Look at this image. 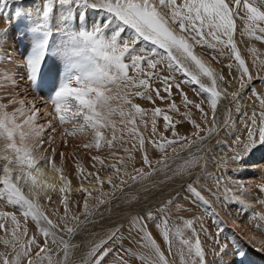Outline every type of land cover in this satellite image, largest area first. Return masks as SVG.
Wrapping results in <instances>:
<instances>
[{
  "label": "snow or ice",
  "instance_id": "1",
  "mask_svg": "<svg viewBox=\"0 0 264 264\" xmlns=\"http://www.w3.org/2000/svg\"><path fill=\"white\" fill-rule=\"evenodd\" d=\"M3 3L5 0H0V4ZM86 9L95 11L97 15L89 16L84 11ZM15 17L19 25L15 33L9 31L12 27L10 21L9 27L0 29V57L9 63L17 60L11 51H5L9 40L19 37L17 42H24L26 46L25 53L19 55L17 71L11 77L14 87L19 88L20 84L27 83L30 88H38L45 93L44 96L48 97L56 114L52 119L58 120L67 134L75 135L85 131L90 134L91 142L84 147L94 146L99 151L105 146L113 149L120 142L121 149L128 155L119 156L117 152L110 151L109 155L117 161L110 165H105L104 159L99 155L91 157L93 167L98 162L102 167L113 170L114 176H108L106 180L100 178L99 172H86L78 163L76 167L81 176H94L101 185L96 189L97 196L94 197L97 202L90 205L88 197L92 193L88 189H81L86 197L83 215L72 213L65 197L61 200L64 214L61 216L58 210H54L59 221L54 223L41 209L38 201L41 198L51 200L47 195L49 191L59 190L63 193L66 189H57L55 184L41 179L44 173L39 165L41 162L47 165L50 158L46 155L37 156L36 153L45 144L42 134L47 130L55 131V126L52 120L45 125L37 123L39 108L34 101L28 105L24 99L10 98L6 103H0V198H5L12 206L22 209L25 221L30 217L39 226L44 238L43 244L37 241L35 235L24 240L27 227L21 225L16 215L3 213L2 215L11 217L14 226L11 238L2 240L5 246H11L12 252L0 254V264H75L74 250L79 246L71 244V239L66 241L65 234L70 238L75 237L91 222L89 217L98 212L100 206L120 199L115 196L117 188L122 196H127L123 206L125 215L114 223L103 240L91 245L81 258V264H104L113 254L115 258L112 264H133L134 259H138L141 264H209L199 234L196 235L194 244L191 240L184 239L182 247L173 251V232L180 233L181 227L195 231L193 219L183 220L177 216L178 220H182V225L169 223L173 207L177 212L184 211L176 203L180 198L179 193L174 199L162 201L156 206L150 203L140 206V197L135 192L128 194L136 184L160 173L162 167L165 179L171 178L169 172L181 177L187 172L193 182H187L183 187L189 193L191 202L202 204L210 212L214 225H217L216 235L208 234L216 245L211 249L214 257L211 264H217V260L221 264H245L246 251L239 241L255 247L242 237L232 243L231 247L228 243L220 242L219 236L225 231L226 224L219 219L211 202L195 186L199 179L211 178L193 174L192 167L198 166L199 160L194 159L191 163L185 161L188 166L178 173L168 166V162L177 155V148L173 145L178 144L179 151L190 152L197 143H203L205 137L201 132L211 134L218 128L225 130L227 138L236 145L229 159L235 161L240 168L233 171L242 170L246 166L245 157L264 148V108H261L259 121L255 111L249 116L240 107L236 108L235 119L229 108L226 110L227 117L218 121V103L229 93L226 89H218L217 80L225 78L217 76L195 52L196 46L205 44L213 49L218 46L230 49L240 70L239 89L230 94L232 102L238 104L243 92L250 87L253 77L234 40L235 20L237 17L244 20L249 34H253L256 29L264 33V27L260 26V22H264V10L254 6L249 0H180L179 3L178 0H41L40 5L33 8H18ZM128 29L132 30L131 35L128 34ZM260 39L264 40V36ZM145 42L151 47H142ZM165 60L168 70L181 73L186 81L197 86L201 95L209 99L211 119L202 104L194 103L188 98L180 83L169 82L174 77L164 76L163 91L167 96H160L159 88L155 89L156 96L161 100L169 99L175 87L185 108L191 105L201 113L205 127L202 128L201 124L191 120L196 128V132L192 134L195 139L180 136L175 130L176 124L172 116L164 109L154 107L151 132L158 139L150 142L161 155L156 166H153L146 150V139L139 134L136 126L137 117L143 120L147 112L140 104L135 103V99L144 98L155 104L148 92L151 90L152 78L160 76L156 71L158 66L164 64ZM193 66L198 71H193ZM201 75L210 78V86H205L200 79ZM4 80L7 82L6 77ZM259 98L264 105V96ZM43 102L42 99L41 103ZM17 104L20 107H16ZM168 107L179 114L180 109L175 101ZM9 108L12 110L9 111ZM44 115L52 116V113L46 112ZM184 115L188 119L187 112ZM117 116L118 123L115 119ZM158 116L163 117L165 131H172L171 138L158 133L155 119ZM241 120L243 129L238 135L232 127ZM68 124H71V128H68ZM118 126L122 132L127 130L138 140V145L134 144L133 147L142 152V164L147 166L148 171L143 167L133 166L132 173H128V163L135 158L131 155V149L123 148V135H116ZM106 132H111V139L105 135ZM233 137L235 138L232 139ZM52 142L53 138L49 137L48 143ZM169 148L172 149L173 156H169ZM51 166L60 171L54 163ZM221 179L222 177H216L217 187ZM116 180H119V184ZM61 181L66 185L70 183L64 176ZM104 184L111 188V193L103 191ZM24 186H27L28 195H25ZM236 186L244 188L243 184ZM258 187L264 191V184ZM204 190L212 191L211 188ZM225 192H231V189L226 188ZM105 196H109V199L105 200ZM224 199L236 204L238 211L245 208L243 202L235 197L229 200L225 196ZM258 203L264 206V200H259ZM3 227L0 224V228ZM153 227L167 244V256L153 235ZM253 227L264 235V225L254 223ZM201 230L207 231L203 224ZM125 240L134 247H125ZM49 241L58 246L60 255L56 259H53L55 250ZM142 249L147 250V256ZM255 249L264 253V247ZM225 256L229 257L226 261Z\"/></svg>",
  "mask_w": 264,
  "mask_h": 264
},
{
  "label": "rangeland",
  "instance_id": "2",
  "mask_svg": "<svg viewBox=\"0 0 264 264\" xmlns=\"http://www.w3.org/2000/svg\"><path fill=\"white\" fill-rule=\"evenodd\" d=\"M249 1L252 4L255 2L254 0H253L254 2H251V0H249ZM179 2H180V0H178V3ZM40 3H41V0H5V3L0 4V29L9 27V21H10L12 24V27L9 28V31L11 33H15L16 28L19 27V25L17 24V20L15 17L16 11L14 12V10H17L18 8L30 9V8H33V6L40 5ZM256 3H258V5L255 3L253 5L254 6L257 5V7H261V10H264V5H263L264 0H256ZM13 8H15V9H13ZM9 9H11V10H9ZM84 11L89 16H96L97 15V13L93 10H87L86 9ZM242 13L243 12H241V15H243ZM235 25H236V30L234 32L235 43L237 45V48H238L242 58L246 62V66L248 67L249 72L251 73V75L253 77L252 81L250 82V87L243 92L242 96L239 99L238 104L232 102V97L230 94L232 92H236L239 89L240 70L237 66V62L234 60L233 55L230 52V49L223 47V46H218L217 48L213 49V48L208 47L205 44L203 46H200V45L196 46L195 52L198 56L201 57V59L208 66L211 67V69L217 74V76L222 75L225 78L224 80H219V79L217 80L218 89L219 90H225L226 89L227 92L229 93V95L226 98H222L220 100V102L218 103L217 112H216L217 120L219 121V120L226 118L228 115L226 110L229 108L231 109V115H232L233 119H235V117L237 115L236 108L240 107L242 109V111L248 113L249 116H251L252 113L255 111L257 120L259 121L261 108H264V105L261 104L260 98H259L260 96H264V53L262 51H260L262 49L259 50L260 46L261 47L264 46V40L260 39L261 36H264V33H260L259 30L256 29L253 32V34H249V30L246 28L245 21L240 19L239 17L236 18ZM260 26L264 27V22H260ZM127 32L129 35L132 34V30H130V29H128ZM245 35H246V37H245ZM18 39H19V37H16L15 39H10L9 44L5 49V51H11L13 55L16 54L15 56L17 57V60H14L15 62L12 61L11 63H9L5 58L0 57V65H3L2 67H0V73L2 74V75L0 74V103H4V102L6 103L7 100L10 98L16 99V96H17V97H19L18 99H24L25 101L28 102V105H30L31 103L29 100H31V98H32V100L35 99L34 100L35 105L37 108H39V114L37 116V123H39L41 125H45V124H47V122L49 120H52L53 123H55V125H54L55 131L47 130L42 134V137H43V140L45 141V144L40 149V151L38 153H36V155L39 156V155H42V151L46 150V148H48V149L51 148V145L54 144V142L56 144H57V142H59V140L62 138L61 136H59L61 134V128L59 126L57 127L58 120L52 119V117L56 115V114H54L55 113L54 107L51 105V102L49 103V99H47L44 96L43 92H40V93H42L41 95H43V96L40 98L38 97L39 98L38 99L36 97L40 95L39 92H38L37 96L32 95L30 92H33V88H30L27 85V83H22V84H20V86L22 85L21 87L19 86V88H16L14 86H11L13 83L10 84L8 80H7V82H5V80H4L5 77L7 79H10L8 74H6V73L9 71V75H11L9 68H12L13 65L16 67V64H17L18 59H19V55L25 53V51H26V46H25L24 42H17ZM252 42L258 43L259 46H256L257 44L255 45ZM245 43H247V44H245ZM261 43H263V46L261 45ZM254 45L256 48L254 47ZM141 46L145 47V48L151 47V45H148L147 42L143 43ZM257 50H259V52H257ZM263 51H264V49H263ZM166 63H167V61L165 60L164 64H161L160 66H158L156 71L158 73H160V76H159V78H157V77L152 78L151 90L148 92V95H150L152 97V100H154L155 104H157V105H154L150 100L143 98V100L141 101V102H143V105L141 104V107L146 109L147 114L145 115L146 117L144 116V120L142 121V125H139V123L136 124V126L138 128V132L141 133V135L143 134V136L146 139V150H147L149 158L152 160L153 166H156V161L160 158L161 153L150 142L151 140L158 139V136H153L152 132H151L153 117L150 113V112H152L150 110L152 107L148 108L149 105L150 106L154 105V107H159L161 109H164L168 113V115L172 116L173 121L176 124L175 130H176V132L179 133L180 136H188V137H191L192 139H195V137H193L192 134L194 132H196V128L191 123V120H195L197 123L201 124L202 128L205 127V125L202 123L201 113L196 108L192 107L191 105H189L186 109L184 104L182 103V97L178 93V91L175 87H173L172 95L169 99L161 100L156 96L155 89H157V88L161 89L160 96H167V93H165L163 91V88L165 87L164 80H163L164 76L174 77V79L170 80L169 82L173 83V84L180 83L181 88H183V90L188 94V98L190 100H192L194 103L202 104L204 111L209 113V119H211V108H210L209 99L205 95H201L200 91L197 89V86L191 84V82L186 81L181 73L168 70L166 68ZM229 65H232V67H228ZM5 68H7L8 71ZM193 71H198V70H196L195 67L193 66ZM130 74H132L131 70H130ZM234 77L236 79H233ZM200 79L203 83H205L206 87L211 85L210 78L204 77L203 75H201ZM245 79H246V77H245ZM231 85H233V86H231ZM23 86L26 88V90H27L26 92H25V90H22V89L19 90ZM253 89L255 90V92H253ZM9 93H11V95H9ZM29 93L31 96L27 95ZM257 94H259V96ZM42 98L44 100L43 103H41ZM172 101H175L176 105L179 107V109H180L179 114H177L176 112H173L169 109L168 105ZM146 102H149V103H146ZM135 103H136V99H135ZM16 107H18V106L16 105ZM26 107H27V105H26ZM44 108H45V111L47 113H52V116L44 115L46 113L44 111ZM185 112H187L188 119H185V115H184ZM160 117L161 116L157 117V120H156V127H157L158 133H164L165 136L171 138L172 137V131H170V130L165 131L164 120L162 117H161L162 119ZM137 120L139 122L140 118L138 117ZM145 122H147V126H145ZM68 125H69L68 128H71V124H68ZM242 129H243V121L242 120L239 121L237 124H233L232 130L236 131L238 135L240 134ZM116 131H117L116 135L118 134L117 135L118 137L122 135V133L120 132V129L117 128ZM64 132L66 133V131H64ZM200 134L205 137L203 143H197V145L195 147H193L190 152L188 150L179 151V145L178 144L173 145V147L177 148V155L173 159L169 160L168 166L173 171L178 173L180 170H182L188 166L185 164V161H188L189 163H191L194 159H196V160H199L200 163L198 166L192 167L193 174L195 176H209V177H211V178H206V179H199L197 182H195V186L197 187V190L201 191L202 195L211 202L212 208L219 214V219L223 220L226 224V228H225L226 232L224 231V233H221L219 236L221 243L222 242L228 243L231 247V244L235 243L238 238L243 237V240H245L246 235L244 234L245 232L242 229V226H246L249 229H253V231L255 232L254 234L259 235V237L262 240V241L256 240V243L253 244V246L254 247L256 246L255 248L264 247V236L260 232L256 231L255 228L252 226L253 224H251V222H250V220L255 219V218L251 217V214L254 211L251 209V207H248L250 209L244 208L243 211H238V207L236 204L227 202L224 199V197L226 196L225 195L226 192L222 191V190L225 191V188L229 187V186H223L224 182L228 181V176H231V179H233V180H240L242 182H243V180H244V182L246 181L245 183L243 182L244 184H246L248 182L249 184H251V186L248 187L249 189H253L254 186H259L260 184H262L264 177L261 178V176H259V174L257 172H252L251 174L249 172H246L245 176H244L245 171L240 170V171H242L241 172L242 176L240 178L236 174V171H233V169H239L240 168V166L237 163H235V161H231V159H228L232 155V149L235 148L236 145L232 144L231 139L227 138V133L225 130L218 128L216 131L212 132L211 134H208L206 132H201ZM79 135H80V137H82L80 139H85L87 141L89 140L88 139L89 137L86 138L88 136L87 132H83ZM49 137L53 138L52 143H48ZM131 138H132V135H131ZM234 138L235 137H233L232 139H234ZM63 141L64 140L59 142V143H61L60 144L61 148L57 152L58 153L57 155L59 157H62V155H61L62 153H64L63 155H65V156H66V153L71 155V153H68L69 152L68 149L67 150H66V148L64 149V147L66 146V143ZM89 141L91 142V140H89ZM133 144L138 145V140L132 139L131 144H127V145L123 144V148L131 149V155L135 158L134 161H132L133 162V164L131 166L132 169L130 171H128V173L129 174L132 173L133 166H135L136 168L143 167L145 169V171H148L147 166L142 164V152L138 151L135 147H133ZM83 148H80V151L82 154H85L86 157L88 156L86 158L87 161L89 162V163L87 162L88 165L85 164L82 157H81V160L76 161L74 163H73V161L70 162V160H69V162L73 165L70 164L69 168L67 170H64V168H62V165L59 162L60 159H58V158L53 159V160L50 159L49 163L51 164L53 162L60 169V172L65 177L68 174L74 172L73 176H74V178H76L75 174H76V172L79 171L76 167V165L78 163L88 173H90L91 171L92 172L96 171L95 173L99 172V173H101L102 178L106 174H110V176H114V172L111 168L102 167L98 162H95V167H93L94 161L90 158L92 156L99 155L104 159L105 165L116 164L117 161L114 160L109 155V152L113 151V149H109L108 147H103L101 150L98 151V150H96L95 147H94L95 150H93L91 148H88L89 150L87 148H85L86 149L85 150ZM115 149H116L115 152H117L119 156L125 157L128 155L127 152H125L121 149V143L120 142H117ZM197 149H199V151ZM87 150L90 152H87ZM66 151H68V152H66ZM168 154H169V156H173L171 148L168 149ZM245 164H246V167L247 166H249V167H251V166L263 167L264 166V148H260L257 151H253L248 156H246L245 157ZM205 165H206V170H205ZM99 166H101V167H99ZM92 168H93V170H92ZM94 168H96V169H94ZM65 171H67V172H65ZM163 171H164V169L162 167V170L160 173L153 175L150 179L146 178L141 183L136 184L132 189L129 190L128 194L130 195L133 192H135L140 197V200H141L140 206H143L145 203H150L152 206H156L162 201L174 199L176 197L177 193H179L180 198H179V200L176 201V203L178 205L184 204V206H182L184 211L177 212L175 207H173V209L171 211V219L169 220V223L170 224L174 223L175 225H178V226L182 225V220H178L177 216L182 217L183 220L193 219L194 220V229L196 232L192 231V229L188 230V228L186 229L184 227H181L180 233H176V235H175V232H173V240H174L173 245H172L173 251L178 249V247L179 248L182 247V244H183L182 240H184V239H189V240L193 239L192 242L194 244V241H195L194 239H195L196 235L199 234V240L201 242L202 247L206 250L205 253H206L207 259H208V261H210L209 264H211V262H212L211 260L214 259L211 249H213L214 246L216 247V245H214L215 244L214 242H211L213 240L209 238L208 234L212 232L211 235L215 236L217 233V230H216L217 225H214L213 218H212L210 212L208 210H206L202 204H200L198 202L197 203L191 202V200L189 198V193L183 187V185L186 184L187 182H193L191 180V178L189 177V175L187 174V172H185V174L182 177L179 175H173L172 172H169L168 175L171 178L165 179L164 175H163ZM72 174H70V175H72ZM225 175H226V177H225ZM77 176H78V173H77ZM246 176H247V178H246ZM216 177H222L219 187H217V184H216ZM125 178H127V177H125ZM78 180L79 181L81 180L79 176H78ZM82 181H85V178ZM115 182L117 184H119V180H116ZM129 183L131 184V181H129ZM225 185H227V184H225ZM201 186H203V187H201ZM95 187H96V185H95ZM100 187H101V185H100ZM222 187H225V188H222ZM64 188L66 189L64 193H65V197L68 198L67 199L68 202L71 200V198L73 196H79L80 198L83 197L81 194H84V192H82V191L81 192L80 191L71 192L69 190V186H66ZM107 188H108V186L106 187V189ZM204 188H211L212 191L211 192L205 191ZM220 189H222V190H220ZM24 192H25V195H27V186H24ZM213 192L215 193V195H213ZM115 196L120 197V199L114 200L111 204H105V205L100 206L99 211L96 212L93 216L89 217V221H91V222H89L85 227H83L75 237L70 238L67 234H65L64 238L66 241L71 239V244L79 246L78 249L74 250V252H75V255H74L75 264H81V258L87 253V251L91 247V245L94 242L99 243L101 240H103L106 237L109 229L114 226V223L117 220L122 219V217L125 215V212L123 211V206H124V202L127 199V196H122V194L118 188L115 191ZM93 197L94 196L88 197V201H89L90 205L95 204L97 202L96 200L94 202ZM217 197H220V199L218 201L216 200ZM103 198L105 200L109 199L106 197H103ZM213 198H215V199H213ZM215 200L217 201V203L215 202ZM212 202H214L215 204ZM3 203H4V201L1 202L2 205H3ZM186 205H188L187 208H185ZM40 207H41V205H40ZM59 207H60V209H58ZM63 208L64 207L62 206V204L59 205V202H58L57 206L56 205L50 206L48 208V210H46V211L43 210L42 208L41 209L48 213L49 218L52 219L54 223H59V221L56 217V214H54V210H58L59 215L62 216L64 214ZM70 209L72 211H73V209H75V211H73L72 213H74L76 215H80V216L83 215V211H84L83 205L79 206V207L70 208ZM0 210H2V209L0 208ZM9 210H11V212H14L16 215H18L17 218L20 219V223L22 226L27 227V236L24 237V240H26L28 237L35 235V233H36L35 236L37 238V241L39 243L43 244L44 238H43L42 234L40 233L39 227L36 225V223L30 217L27 219V221H25V219L23 217V212L16 211V208H11ZM248 210H250V211H248ZM62 212H63V214H62ZM0 213H1L0 216H2V221L0 222V224L7 226V221L5 222V219H4L7 216L2 215L4 212H0ZM245 214H246V216H245ZM254 214H255V212L253 213V215ZM101 217H103V218H101ZM255 217H258V216H256V214H255ZM237 221L240 224V227L237 226ZM201 224L204 225V227L207 229V231L201 230ZM233 224H235L237 228H234ZM262 225H264V222H262ZM44 226L47 227L46 224ZM238 229H240L241 231ZM151 230L153 231V235L155 236V233H156L155 227H153ZM237 230L240 232H238ZM189 231H191V233ZM186 232H188V233H186ZM236 232H238V233H236ZM7 233H8L7 230H4V231L0 230V235L2 234L4 236V237H2V235H1V237H0V254H11V252H12V248H10L11 246H5L4 243L2 242V240L4 238H9L10 234H7ZM186 234L189 237L190 236L191 237L189 238ZM177 235L180 237L179 238L176 237ZM203 236H205V237L203 238ZM236 236H237V238H236ZM155 238H156V236H155ZM233 238H236V239H233ZM156 240H157V238H156ZM176 240H178V242L180 241L179 242L180 246ZM181 241H182V243H181ZM241 241H239V242L243 245V247L246 251V255H247V259L245 260V264H264V253L258 252L255 248L251 247L250 245L245 244L244 241H242V242ZM49 243H50V246L53 247V249L55 250L54 254H53V259H56V257L58 255H60L58 246L52 245L51 241H49ZM157 243H158V241H157ZM158 244L160 245L162 250H165V255L167 256L168 253L166 251V249H167L166 243L163 244L162 242H159ZM161 244H163V247L161 246ZM124 245H126L125 247H134V245L129 244L128 240L124 241ZM107 246L111 247V245H107ZM141 251H143L146 256L148 255V252L146 249H142ZM217 251H219V249H217ZM207 252L210 256L207 254ZM114 258H115V254H113V256H109L108 259L104 262V264H111V262L114 260ZM227 259H229V257L225 256L224 260L226 261ZM237 259H239V258H237ZM217 262H219L218 264H221V261L217 260ZM135 263L141 264V262L138 259L133 260V264H135Z\"/></svg>",
  "mask_w": 264,
  "mask_h": 264
},
{
  "label": "bare ground",
  "instance_id": "3",
  "mask_svg": "<svg viewBox=\"0 0 264 264\" xmlns=\"http://www.w3.org/2000/svg\"><path fill=\"white\" fill-rule=\"evenodd\" d=\"M255 1V2H254ZM251 0V2H254L255 4H257L258 5V3H256V0ZM250 2V1H249ZM253 3V4H254ZM256 5V6H257ZM264 5V4H263ZM16 8V7H15ZM15 8H13V9H15ZM261 8V7H260ZM17 9V8H16ZM9 10H11V9H9ZM16 10H14V12H15ZM13 12V11H12ZM243 14V13H242ZM240 30V29H239ZM241 33V32H240ZM244 33V32H243ZM242 33V34H243ZM241 34V35H242ZM243 36V35H242ZM245 37H246V35H245ZM250 37V36H249ZM244 39V38H243ZM246 40V39H245ZM248 42V41H247ZM252 43H254V42H252ZM245 44H247V43H245ZM256 46H259V44L258 43H254ZM148 45H150L149 43H148ZM255 45H254V47H255ZM261 45L263 46V43H261ZM264 47V46H263ZM263 47H259V50L260 49H262V50H260V51H262L263 53H264V51H263ZM250 48V47H249ZM256 48V47H255ZM254 49V48H253ZM259 50H257V52H259ZM242 51V50H241ZM255 52V51H254ZM254 54V53H253ZM252 54V55H253ZM16 55V54H15ZM207 58V57H206ZM205 58V59H206ZM213 60V59H212ZM15 62V61H14ZM259 62V61H258ZM14 64V63H13ZM3 69V68H2ZM5 69H7V68H5ZM9 70H10V74L11 75H9V71H8V69H7V73L6 74H8V76H9V78L10 79H7L8 81H9V83L10 84H12V81H11V77H12V75L13 74H15L16 73V71H17V69H16V67L13 65L12 66V68H9ZM3 73V72H2ZM1 74V73H0ZM2 75V74H1ZM11 76V77H10ZM11 86H14L13 84L11 85ZM22 86V85H21ZM20 86V87H21ZM231 86H233V85H231ZM25 90V92L27 91L26 90V88L23 86L22 88H20L19 90ZM38 92H39V96H37V94H38ZM24 93V92H23ZM32 95H34V96H37L36 98H40V97H42L43 95H41L42 93H40V91H39V89H34L33 88V92H30ZM30 93L29 94H27V95H29V96H31L30 95ZM26 94V93H25ZM44 95H45V93H43ZM154 95V94H153ZM47 99H48V97L47 96H45ZM19 97H17L16 96V100L18 99ZM31 98V97H30ZM38 98V99H39ZM154 98V97H153ZM43 99V98H42ZM18 100H20V99H18ZM35 100V99H34ZM34 100H32V98H31V100H29L30 101V103H32ZM143 100V98H136V103L137 104H142L143 105V102H141ZM37 101V100H36ZM44 101V100H43ZM35 102V101H34ZM39 102V101H38ZM145 102V101H144ZM5 103V102H4ZM49 103H50V101H49ZM146 103H149V102H146ZM152 104V103H151ZM38 105V104H37ZM154 105H157V104H154ZM154 105H149L148 106V108H150V107H152L150 110L152 111V109H153V107H154ZM17 106L18 107H20V105L19 104H17ZM47 108V107H46ZM12 109L11 108H9V111H11ZM51 110V109H50ZM44 111H45V108H44ZM46 112V111H45ZM151 113V115H152V112H150ZM149 113V114H150ZM55 114V113H54ZM146 117V116H145ZM159 117V116H158ZM162 117V116H161ZM160 117V118H161ZM47 118V117H46ZM140 118V117H139ZM163 118V117H162ZM161 118V119H162ZM116 120H117V123L119 122V117L117 116L116 118H115ZM137 119H138V117H137ZM156 120H157V117L155 118ZM143 120H144V117H143ZM143 120H141V118H140V120H139V122H138V120H137V123H139V125H142V121ZM56 122V121H55ZM52 123H53V121H52ZM58 125H57V127L59 126L60 128H61V134L59 135V136H61L62 138L59 140V142H61L62 140H64L63 142H66V146L64 147V149L66 148V150L68 149L69 150V152L68 151H66V152H68V153H71V155L70 154H67L66 153V156L65 155H63L62 157H59L57 154V152H58V150L61 148L60 147V144L61 143H59V142H57V144L54 142V144H52L51 145V148H46V150H44V151H42V155H46V156H48L50 159H56V158H58V159H60V163H61V165H62V168H64V170H67L68 168H69V165L71 164L70 162L71 161H73V163L74 162H76V161H79V160H81V157H82V159L84 160V162H85V164H87L88 165V161H87V157H86V155L85 154H82L81 153V151H80V148H83L84 147V145L85 144H88V143H90V134L88 133V136L86 137V138H88L89 140L87 141V140H85V139H80V138H82V137H80V135L79 134H81V133H76L75 135H70V134H66L64 131H65V127L64 126H62V125H59V122L57 123ZM53 125H55V123H53ZM69 126V125H68ZM118 129H120V132L122 133V135H123V144H131L132 143V139H134L133 137L131 138V135L129 134V132L127 131V130H125V131H121V128L118 126L117 127ZM145 128V127H144ZM57 130V129H56ZM86 132V131H85ZM117 132V131H116ZM54 133V132H53ZM139 134H141V133H139ZM105 135L109 138V139H111V132H106L105 133ZM118 135V134H117ZM143 135V134H142ZM57 136V135H56ZM60 138V137H59ZM56 140V139H55ZM134 142V141H133ZM134 145V144H133ZM105 147H107V146H105ZM86 147H84L83 149H85ZM53 149H55V155L53 156ZM88 149V148H87ZM91 149H93V150H95L94 149V147L93 148H91ZM86 150V149H85ZM89 150V149H88ZM87 150V152H90V151H88ZM97 150V149H96ZM113 151H116V149L115 148H113ZM228 151V150H227ZM83 152V151H82ZM86 153V152H85ZM231 153V152H230ZM62 154H64V153H62ZM89 155V154H88ZM106 155V154H105ZM226 155V154H225ZM228 156V155H227ZM125 157H127V156H125ZM229 157V156H228ZM227 157V158H228ZM91 158V157H90ZM89 159V158H88ZM229 159V158H228ZM69 160H70V162H69ZM231 161H233V160H231ZM247 161V160H246ZM82 162V161H81ZM88 162V163H87ZM53 163V162H52ZM51 163V164H52ZM236 163V162H235ZM51 164L50 163H48L47 165L44 163V162H41L40 163V165H39V167L42 169V171H43V173H44V175L41 177V179L42 180H45V181H47V183H49V184H55L56 186H57V189H59V188H62V187H66V186H69V190L71 191V192H76V191H82L81 189H88L89 190V192H91L93 195L92 196H97V193H96V189H98V188H100V184L97 182V180L95 179V177L94 176H88V178H85V181H82V180H84V177L83 176H81L80 175V172L78 171V172H76V174H75V176H76V178H74V172H72V173H70V174H72V175H70V174H68L66 177H67V180L70 182V183H68L67 185L65 184V183H63L62 181H61V177L62 176H64L60 171H56V170H54L53 168H52V166H51ZM132 164H133V162L131 161V162H129L128 163V167H127V171H130L132 168H131V166H132ZM218 164V163H217ZM252 164V163H251ZM71 165H73V164H71ZM97 165V164H96ZM237 165V164H236ZM250 165V164H249ZM216 166V165H215ZM231 166V165H230ZM99 167H101V166H99ZM56 168H58L57 166H56ZM87 168V167H86ZM214 168V167H213ZM59 169V168H58ZM88 169V168H87ZM94 169H96V168H94ZM232 169V168H231ZM92 170H93V168H92ZM242 171H245L244 172V176H245V173L246 172H249L250 174L252 173V172H257L258 174H259V176H261V178L262 177H264V166L263 167H260V166H251V167H249V166H245V167H243V169H242ZM242 171H236V174L241 178V176H242ZM65 172H67V171H65ZM96 172V171H95ZM95 172H90V173H95ZM77 173H78V176L80 177V181L78 180V176H77ZM229 175V174H228ZM99 176H100V178L101 179H107V177L108 176H110V174H106L105 176H103V178H102V176H101V173H99ZM216 176V175H215ZM237 176V177H238ZM65 177V176H64ZM225 177H226V175H225ZM246 178H247V176H246ZM244 179V178H243ZM224 180V179H223ZM246 180V179H245ZM221 181V180H220ZM223 182V181H222ZM228 182V183H227ZM243 182H244V180H243ZM242 181H240V180H233V179H231V176H228V181H225L224 182V185L223 186H229V187H227L228 189H231V192H227L225 195L229 198V199H231V198H233V197H235L236 199H238V200H240V201H242L243 202V204H244V206H245V208H248V207H251V209L255 212V214H256V216H258V217H255V214L253 215V213L254 212H252V214H251V217L252 218H255V219H252L251 217V219L252 220H250V222H251V224H262V222H264V206H261L259 203H258V201L259 200H264V191H261L260 189H259V187L258 186H254V190L253 189H249L248 187L249 186H251V184H249L248 182L246 183V184H244ZM264 183V180H263V182H262V184ZM225 184H227V185H225ZM237 184H243L244 185V188L243 189H240V188H238L236 185ZM95 185H96V187H95ZM108 185L107 184H104L103 185V191L105 192V193H111V188L108 186V188L106 189V187H107ZM214 186V185H213ZM212 186V187H213ZM222 188H225V187H222ZM252 188V187H251ZM226 189V188H225ZM214 190V189H213ZM220 190H222V189H220ZM223 192H225L224 190H222ZM83 192V191H82ZM214 193V192H213ZM27 195H28V189H27ZM48 197H50L51 198V200H49L48 198H41V199H39V201H38V203H39V205H41V208L43 209V210H48V208L50 207V206H57L58 205V202H59V205L61 204V200L62 199H64L65 198V193L63 192V193H61L59 190H56V191H49L48 192ZM83 197H79V196H73L72 198H71V200L68 202V207L69 208H74V207H79V206H82V205H84V202H85V193L84 194H81ZM68 196V195H67ZM211 196V195H210ZM93 197V198H94ZM106 198H109V196H105ZM209 197V196H208ZM30 198H32V199H35V197H30ZM223 198V197H222ZM68 199V198H67ZM213 199H215V198H213ZM95 200L96 199H94V202H95ZM217 201L219 200V199H216ZM215 200V202L217 203V201ZM2 201H4V203H3V205L1 204V202ZM92 201V200H91ZM89 202V201H88ZM212 203H214V202H212ZM215 204V203H214ZM234 204V203H233ZM212 205V204H211ZM63 206V205H62ZM181 206H184V204H181ZM187 206L188 205H186L185 206V208H187ZM0 208L2 209V210H0V212H4V213H11V214H14V215H16L14 212H11V210H9V209H11V208H16V211H21L22 212V209H19V208H17V207H14V206H12L5 198H0ZM58 209H60V207L58 208ZM248 209H250V208H248ZM84 210V209H83ZM186 210V209H185ZM189 210V209H188ZM187 210V211H188ZM73 211H75V209H73ZM72 211V212H73ZM248 211H250V210H248ZM63 212H64V208H63ZM63 212H62V214H63ZM250 212V213H251ZM47 213V212H46ZM246 213V212H245ZM48 214V213H47ZM184 214V213H183ZM0 215H1V213H0ZM253 215V216H252ZM16 216H18V215H16ZM245 216H246V214H245ZM57 217V216H56ZM21 218V217H20ZM5 219V222L7 221V226H4L3 228H0V230L2 231H4V230H7L8 231V233L7 234H10L9 235V239L11 238V230H12V228H13V222L11 221V217L10 216H7V217H5L4 218ZM20 220V219H19ZM2 221V216H0V222ZM233 223V222H232ZM231 224V223H230ZM37 225V224H36ZM234 226V228H237L236 227V225L235 224H233ZM249 225V224H248ZM38 226V225H37ZM213 226V225H212ZM237 226H239L240 227V224L238 223V221H237ZM253 226V225H252ZM39 227V226H38ZM211 228V227H210ZM255 228V227H254ZM187 229V228H186ZM197 229V228H196ZM212 229V228H211ZM242 229L244 230V234L246 235V241H249L252 245L253 244H255L256 243V240H258V241H262L261 240V238L259 237V235H257V234H254L255 232L253 231V229H249L248 227H246V226H242ZM189 230V229H188ZM191 230V229H190ZM217 230V229H216ZM238 230H240V229H238ZM237 230V231H238ZM255 230L257 231V229L255 228ZM193 231V230H192ZM241 231V230H240ZM240 231H238V232H240ZM153 232V231H152ZM190 233H191V231H189ZM196 232V231H195ZM226 232V231H225ZM228 232V231H227ZM231 232V231H230ZM238 232H236V233H238ZM243 232V231H242ZM248 232V233H247ZM186 233H188V232H186ZM198 233V232H197ZM196 233V234H197ZM203 233V232H202ZM212 233V232H211ZM224 233V232H223ZM2 235V234H1ZM1 235H0V237H1ZM35 235H36V233H35ZM175 235H176V233H175ZM182 235V234H181ZM185 235V234H184ZM187 235V234H186ZM201 235V234H200ZM155 236H156V238H157V241H158V243L159 242H162L163 244H165V241L162 239V237L160 236V235H157V232L155 233ZM188 236V235H187ZM240 236V235H239ZM264 236V235H263ZM2 237H4L3 235H2ZM176 237H180V236H176ZM189 237V236H188ZM191 237V236H190ZM189 237V238H190ZM205 236H203V238H204ZM225 238V237H224ZM223 238V239H224ZM236 238H237V236H236ZM236 238H233V239H236ZM243 238V237H242ZM23 239H24V237H23ZM175 239V238H174ZM182 239V238H181ZM180 239V240H181ZM209 239V238H208ZM222 239V240H223ZM193 240V239H192ZM191 240V241H192ZM195 240V239H194ZM174 241V240H173ZM177 242H178V240H176ZM183 241V240H182ZM182 241H181V243H182ZM204 241V240H203ZM180 242V241H179ZM178 242V243H179ZM207 242V241H206ZM205 242V243H206ZM211 242H214V241H211ZM242 242V241H241ZM177 243V244H178ZM210 243V242H209ZM222 243H224V242H222ZM163 244H161V246L163 247ZM214 244V243H213ZM167 245V244H166ZM212 245V244H211ZM215 245V244H214ZM126 246V245H125ZM165 246V245H164ZM176 246V245H175ZM179 246H180V243H179ZM207 246V245H206ZM210 246V245H209ZM3 247V246H2ZM1 247V248H2ZM5 247V246H4ZM167 247V246H166ZM211 247V246H210ZM215 247V246H214ZM213 247V248H214ZM247 247V246H246ZM256 247V246H255ZM11 248V247H10ZM175 248V247H174ZM179 248V247H178ZM208 248V247H207ZM206 251V250H205ZM3 252V251H2ZM146 252V251H145ZM207 254H208V252H207ZM209 255V254H208ZM210 256V255H209ZM210 260V259H209ZM213 260V259H212ZM211 260V261H212ZM135 262V261H134ZM137 262V261H136ZM210 262V261H209ZM219 262H217V264H218ZM254 263V262H253ZM111 264H112V262H111ZM136 264V263H135Z\"/></svg>",
  "mask_w": 264,
  "mask_h": 264
}]
</instances>
